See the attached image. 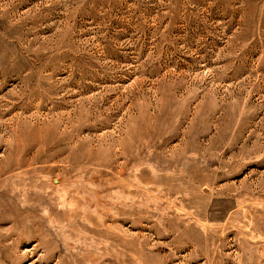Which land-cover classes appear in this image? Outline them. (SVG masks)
<instances>
[{
	"label": "rangeland",
	"instance_id": "rangeland-1",
	"mask_svg": "<svg viewBox=\"0 0 264 264\" xmlns=\"http://www.w3.org/2000/svg\"><path fill=\"white\" fill-rule=\"evenodd\" d=\"M0 264H264V0H0Z\"/></svg>",
	"mask_w": 264,
	"mask_h": 264
}]
</instances>
